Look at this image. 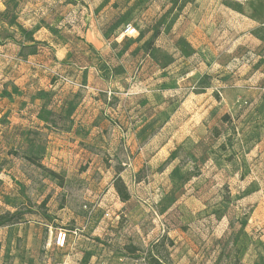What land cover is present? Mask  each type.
I'll return each instance as SVG.
<instances>
[{
    "label": "rangeland",
    "instance_id": "1",
    "mask_svg": "<svg viewBox=\"0 0 264 264\" xmlns=\"http://www.w3.org/2000/svg\"><path fill=\"white\" fill-rule=\"evenodd\" d=\"M9 3L0 264H264V0Z\"/></svg>",
    "mask_w": 264,
    "mask_h": 264
},
{
    "label": "trees",
    "instance_id": "2",
    "mask_svg": "<svg viewBox=\"0 0 264 264\" xmlns=\"http://www.w3.org/2000/svg\"><path fill=\"white\" fill-rule=\"evenodd\" d=\"M10 0H7L5 2V9L0 12V22L3 26H6L9 28L8 31L0 32V46H3L5 43L7 42H12L13 44L19 46L21 48V50H33L30 55H35L37 54L36 52V48L37 46H41L43 48L46 49H52L46 42H37L34 37H33V32L31 30H23L22 31V35L20 37H18V29H23L22 25H19L17 22V6H12L9 3ZM12 31V33L10 32ZM142 35H140V39H141ZM140 39H137V41H139ZM127 42L131 41L129 39L126 40ZM134 42V41H132ZM153 42L154 40H150L147 45H145V50L149 51V49H152L153 47ZM85 43H87L85 41ZM87 46L89 48H91L92 50H94V47L90 44L87 43ZM114 46L116 48L120 47V45H118L117 43H114ZM53 51V50H52ZM10 94H7L6 97H10ZM224 121H229V117L225 116L223 117ZM52 123H54L52 121ZM54 174V173H51ZM123 194V193H122ZM0 221L2 222L1 225H6V224H16L17 221V214H9L7 216L4 217H0ZM158 264L159 260H158Z\"/></svg>",
    "mask_w": 264,
    "mask_h": 264
},
{
    "label": "built area",
    "instance_id": "3",
    "mask_svg": "<svg viewBox=\"0 0 264 264\" xmlns=\"http://www.w3.org/2000/svg\"><path fill=\"white\" fill-rule=\"evenodd\" d=\"M124 34L128 37L137 35V30L132 25H127L124 30ZM67 234L60 232L57 235L56 244L59 248H64L66 245Z\"/></svg>",
    "mask_w": 264,
    "mask_h": 264
},
{
    "label": "crops",
    "instance_id": "4",
    "mask_svg": "<svg viewBox=\"0 0 264 264\" xmlns=\"http://www.w3.org/2000/svg\"><path fill=\"white\" fill-rule=\"evenodd\" d=\"M98 35V34H97ZM87 39V38H86ZM89 42V41H88ZM91 44V43H90ZM57 47H60L59 45H57Z\"/></svg>",
    "mask_w": 264,
    "mask_h": 264
}]
</instances>
